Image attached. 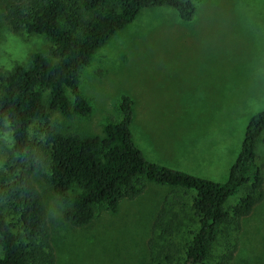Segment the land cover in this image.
<instances>
[{
  "label": "rangeland",
  "instance_id": "rangeland-1",
  "mask_svg": "<svg viewBox=\"0 0 264 264\" xmlns=\"http://www.w3.org/2000/svg\"><path fill=\"white\" fill-rule=\"evenodd\" d=\"M50 48L42 35L10 33L0 18L1 71L26 65L33 54L51 59ZM78 89L90 115L64 120L54 113L50 121L57 130L100 135L103 124L120 121L119 105L127 97L131 139L146 161L224 182L248 120L264 110V0H200L189 22L167 7L142 9L92 54L79 71ZM8 143V132L0 130V162ZM256 164L263 197L239 230L226 226L218 235L209 264H264V133ZM32 181L44 200L54 264L149 260L151 223L171 188L147 183L114 212L97 208L90 224L72 228L62 221L64 206L49 187L39 176ZM235 201L225 202V212ZM185 215L191 222L180 232L183 239L197 229L187 208Z\"/></svg>",
  "mask_w": 264,
  "mask_h": 264
},
{
  "label": "trees",
  "instance_id": "trees-1",
  "mask_svg": "<svg viewBox=\"0 0 264 264\" xmlns=\"http://www.w3.org/2000/svg\"><path fill=\"white\" fill-rule=\"evenodd\" d=\"M198 1L0 0V18L10 33L42 35L51 44V59L33 54L26 65L0 70V130L8 132L9 141L0 162V264H54L47 212L34 175L63 204L62 221L72 228L90 224L97 208L114 212L147 183L171 188L170 199H163L151 223L149 260L140 264H209L224 228L240 229L263 197L256 146L264 133V110L248 120L221 183L146 161L131 139L127 97L119 105L120 121L103 124L100 135L61 132L50 121L54 113L64 120L90 115L78 89L79 71L142 9L167 7L189 22ZM69 190L76 191L72 197ZM230 198L236 201L225 212ZM186 208L196 217L197 229L183 239L180 232L191 222L183 216Z\"/></svg>",
  "mask_w": 264,
  "mask_h": 264
}]
</instances>
